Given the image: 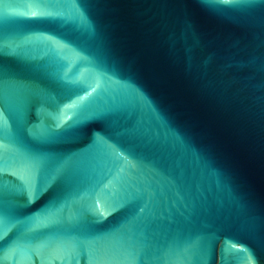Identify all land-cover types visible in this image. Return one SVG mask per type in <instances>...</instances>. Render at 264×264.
<instances>
[{
	"label": "water",
	"instance_id": "water-1",
	"mask_svg": "<svg viewBox=\"0 0 264 264\" xmlns=\"http://www.w3.org/2000/svg\"><path fill=\"white\" fill-rule=\"evenodd\" d=\"M0 259L264 264V4L0 0Z\"/></svg>",
	"mask_w": 264,
	"mask_h": 264
},
{
	"label": "snow or ice",
	"instance_id": "snow-or-ice-1",
	"mask_svg": "<svg viewBox=\"0 0 264 264\" xmlns=\"http://www.w3.org/2000/svg\"><path fill=\"white\" fill-rule=\"evenodd\" d=\"M247 3L249 4H264V0H247ZM48 13H44V12H33L31 13V15L36 16V15H46ZM0 264H4V260L0 259Z\"/></svg>",
	"mask_w": 264,
	"mask_h": 264
}]
</instances>
